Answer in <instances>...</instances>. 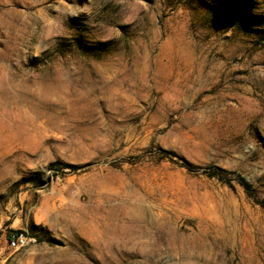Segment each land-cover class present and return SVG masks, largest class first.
Listing matches in <instances>:
<instances>
[{"label":"rangeland","instance_id":"rangeland-1","mask_svg":"<svg viewBox=\"0 0 264 264\" xmlns=\"http://www.w3.org/2000/svg\"><path fill=\"white\" fill-rule=\"evenodd\" d=\"M0 264H264V0H0Z\"/></svg>","mask_w":264,"mask_h":264},{"label":"trees","instance_id":"trees-1","mask_svg":"<svg viewBox=\"0 0 264 264\" xmlns=\"http://www.w3.org/2000/svg\"><path fill=\"white\" fill-rule=\"evenodd\" d=\"M211 176H213V177H215V176L220 177L219 174H218V172H214L213 174H211ZM244 185H246L245 187H246L247 189H249V188H248V187H249L248 183L245 182ZM20 233H21V232H15V235L11 236L10 239L12 240L13 237H15V238L19 237Z\"/></svg>","mask_w":264,"mask_h":264},{"label":"built area","instance_id":"built-area-1","mask_svg":"<svg viewBox=\"0 0 264 264\" xmlns=\"http://www.w3.org/2000/svg\"><path fill=\"white\" fill-rule=\"evenodd\" d=\"M20 241H22V238H20V236L17 238L13 237L11 240V244H12V246L16 247L19 245Z\"/></svg>","mask_w":264,"mask_h":264}]
</instances>
